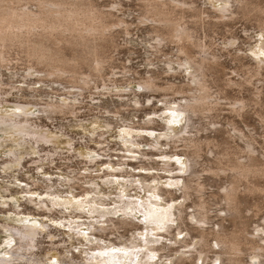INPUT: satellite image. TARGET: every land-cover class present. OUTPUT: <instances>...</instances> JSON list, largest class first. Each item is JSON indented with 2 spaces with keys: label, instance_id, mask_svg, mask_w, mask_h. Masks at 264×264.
<instances>
[{
  "label": "rangeland",
  "instance_id": "374dc122",
  "mask_svg": "<svg viewBox=\"0 0 264 264\" xmlns=\"http://www.w3.org/2000/svg\"><path fill=\"white\" fill-rule=\"evenodd\" d=\"M92 1L97 8L113 11L126 20L131 28L128 27L130 33L127 35L116 28L119 30L115 37L117 49L109 52L100 72L85 64L75 70L77 75H100L94 79H101L84 90L78 99L67 97L69 91L78 90L64 89L63 85L52 83V78H44L43 72L31 70L32 62L19 43L0 47L4 52V58H0V116L23 114L20 107L31 103L33 106L27 115L34 125L31 129L35 128L36 135L39 133L42 139L57 138V141L37 144L32 137L30 142L20 147L22 139L0 131V256H5L4 251H10L13 246L10 243L15 242L4 226L20 227L27 220H38L50 226L38 236V264H87L93 255H96V260L100 259V252L113 256L114 264H119V256L124 263L141 264L146 255L157 264H177L181 252L188 249L184 248V243L180 245L181 241H200V227L191 215L202 203L207 208L209 220H212L209 221L211 224H203L206 225L204 227L216 232L235 233L243 239L256 235L258 229L264 228V175L239 180L237 199L238 203L241 202V217L226 214L227 206L222 195L225 188L236 180L233 172L236 163L248 161L246 143L249 141L256 153H253L252 164L257 170L264 167V74L251 77L252 81L247 86L228 87V80L243 81L249 75L231 74L237 64L231 56L222 55L220 60L227 74L208 75L213 96L220 98L219 105L212 112H204L202 117H192L190 129L193 133L189 135H197L202 149L195 155L199 164L187 169L185 152L192 153V149L178 141L173 143L163 139L160 144L156 135L166 130L171 117L164 108L174 107L172 102L165 100L182 102V97L188 95L172 90L149 91L139 86V80L151 74L157 76V84L163 87L167 84L177 87L188 85V75L184 72H164L165 57H174V45H166L164 53H155L150 48L151 28L139 24L137 16L141 6L138 0ZM16 6L19 9L27 6L33 10L38 7L35 0H22ZM238 19L228 21V26L220 25L211 33V38L216 45L222 44L224 36L230 38L235 35V46H241L242 51L233 53L248 55L245 63L255 65L258 59L255 52L264 38L261 32L255 31L258 26L255 20ZM263 54H260L261 59H264ZM104 79L108 83L115 80L118 86L104 89ZM236 101L246 103L243 111H234L232 105ZM47 102L74 103L73 113H42L40 110ZM179 117V123L173 127L180 131L179 125L187 122H182L184 115ZM150 118H154L155 123L148 124ZM234 129L244 133L246 139L237 135ZM132 142L140 144L131 146ZM11 152H16L19 159H15ZM188 180L195 189L189 190V200L186 198L185 201L182 189ZM39 203L52 211L40 207ZM72 203L87 204V207L76 210ZM127 203L136 206L135 213H130L132 217H123L119 213L126 210ZM67 206L71 208L67 209ZM181 206L182 209H178ZM152 210L155 213L170 212V233L152 231L151 227H157L150 223ZM181 210L184 213H180ZM109 211L114 213L101 216ZM106 219L116 223L132 222V226L115 228L114 224L104 222ZM99 227L106 230H96ZM145 230L148 237L138 235L146 234ZM132 239L138 241V248L142 249L135 248ZM214 239V236H208L211 248L206 250L205 264H221V256H216L220 248ZM257 241L264 244V240ZM243 249L239 255L242 263L264 264V256L254 255L256 252L251 245L244 242ZM150 250L155 251V255ZM129 253L134 254L131 259L125 255ZM203 259L202 254L197 261L192 258L185 260L184 264H202Z\"/></svg>",
  "mask_w": 264,
  "mask_h": 264
},
{
  "label": "bare ground",
  "instance_id": "6f19581e",
  "mask_svg": "<svg viewBox=\"0 0 264 264\" xmlns=\"http://www.w3.org/2000/svg\"><path fill=\"white\" fill-rule=\"evenodd\" d=\"M21 1L22 0H0V47L19 43L30 58L29 61L32 62L30 66L31 70L43 72L45 74L44 78H52V83L57 82L63 85L64 89L78 90L69 91L67 93L69 96L67 97L78 99V96H82V92L87 88L89 89L91 84L94 85L96 80L98 82L101 81V79L99 80L100 75H77L75 70L80 65L85 64L93 71L100 72L105 58H109V52L115 48L117 49L118 44L115 42V37H117L116 34H119L117 33L119 30L116 28H120L126 35L130 33L128 27L131 28V26H128L126 20L115 15L113 11H105L97 8L95 5H92V0H35L38 7L34 9L37 8V10L28 9V5L22 7L24 10L17 8V6L15 7L16 3ZM138 2L141 6V12L137 16L139 24L151 28V33L149 35L150 39L148 40L151 43L150 48L155 53L159 51L164 53L163 49L167 48L166 45L170 43L174 45V49L176 50L175 54H173L176 59L171 55H166V60H164L166 64L164 72H184L188 75L189 79V83L185 87H177L173 84H167L165 87L160 86L156 81L157 76L152 74L139 80V86L145 90H172L175 93H185L188 95L182 97V102L176 101V103L169 99L165 100L166 98H164L165 102H172L174 104V107L164 108L167 109L168 115H171V117L163 133L152 135H156V141L160 144H162L163 139L170 140L173 143L178 141L181 143L183 142L184 147L189 150L192 149L194 155H192L190 151H188L190 154L185 152L188 161L186 168L192 169L199 164L196 161L195 155L198 151H201L202 147H199L200 143L197 141V135V138L189 135V133L192 132L190 129L191 119L192 117H202L204 112H212V110L219 105L220 98H215L213 96L214 91L211 90L212 88L208 75L227 74L225 73L226 68L220 60L222 55L231 56L232 61L237 64V67L231 74L249 75L247 78H244L243 81L228 80V87L229 85L231 87L232 85L239 87L242 85L245 86L251 83V77L264 74V59L260 58V54L264 53L260 52V50L264 51V40H261V45L257 46L255 56L258 57V59H256V64L249 65L245 63L246 57L248 56L245 52L244 53L247 55L246 57L242 55V53H233V51L236 52L241 49V46H235L234 41L237 40L235 35L230 37L231 39L224 36L222 44L215 45L214 40H212L213 37L211 38V33L217 31L220 25L224 27L228 26V21H236L238 18H243L250 21L255 20V22L258 23L257 30L255 31L261 32V36L264 38V0H138ZM209 4H211V6H209ZM113 9L118 10V7L113 6ZM254 41L256 40L254 39ZM214 46H216V49ZM216 50L218 52H216ZM240 51H242V49ZM1 55L2 57L0 58L3 59L4 52L0 49V56ZM156 55H159V53ZM66 56H70L71 58H66ZM174 64H176V66ZM154 72L152 71V73ZM177 72H175V74ZM179 74L180 73H178V75ZM97 77L99 78L95 80L94 78ZM41 81H43V79ZM47 81L49 82L50 79H47ZM109 82L110 83L105 79L102 81L104 89L109 90L118 86L115 80L113 82L109 80ZM31 89L34 90V88ZM135 92L132 93L134 94ZM31 106H33L31 103L21 106L20 110L24 112L23 114H15L12 117L0 116V131L12 133L14 136L22 139L23 142L19 144L20 147L30 142L32 137H34V141H36L37 144L41 141L48 143L49 141H57L55 137L52 139H42L39 133L36 135L35 128L31 129L34 125H32L31 120L27 117L28 110ZM246 106L244 101H236L235 104L232 105L236 112L243 111ZM73 107L74 103L69 102H47L40 111L49 114L64 113L65 111L73 113ZM180 115H184V121L182 122L184 124L187 123L185 125H179V127L182 128L179 131L173 126L179 123ZM153 122L154 118L148 120V124ZM32 131H34V133ZM234 132L240 135L242 139H246L244 133H240V131H236V129H234ZM133 141L136 140L134 139ZM130 144L131 146H136L140 143L132 142ZM168 145L170 144L168 143ZM246 147L249 153L248 161L236 163L235 170L233 169L236 180L234 184L225 188L222 195L227 206L225 211L226 214L229 213L234 218L239 216L241 212V207L239 206L241 202L238 203L239 199H237L239 180L252 175H264V167L263 169L257 170L255 169V165L252 164V160L255 157L253 155L256 154L254 152L253 143L249 141L246 143ZM12 154L15 159L18 158L16 152ZM212 172L214 173V171ZM190 189L192 190L195 188L190 184V180H188L184 183V189H182L183 193L185 191V198L182 197L184 200L186 198V200H189L188 195L190 194ZM43 203H39L40 207L47 209L48 206H42ZM71 205L74 207L73 209L76 210H84L87 207V204L83 203H72ZM203 205L205 206L203 203L197 205L199 207L198 210L195 209L191 215L196 221L197 227H200L198 228L200 229V233L198 232L200 234V241H198V243L194 241L189 243L186 242V239L181 241L180 245L184 243V248L188 247V249L181 252L180 257L176 260L177 264H184L185 260H191L192 258L197 261L202 254L204 255L202 264H205L207 259L206 250L211 248L208 244L209 235L214 236V240L217 241V245L220 248L216 256H221V264H244L240 257V253L244 250V242L252 246V249L256 252L254 255L264 256V244L260 245L257 241L264 240V228H261L262 230L258 229L257 231L259 232L250 239H243L235 233H229L225 230H217L218 232L213 231L204 227L206 225H203L207 223L211 224L209 221H212L209 220V215H207L206 212L207 208ZM182 206L178 207V209H182ZM69 208L71 207L67 206V209ZM125 209L126 210H121V212L119 211V213H122L124 215L123 217H130V213H135L133 210H136V206L127 203ZM47 210L50 212L52 211L49 208ZM179 212L182 213L183 210ZM111 213H114V211H109L108 213L104 212L101 216L106 217ZM241 215L239 217H241ZM149 216L151 220L150 223H152L151 225H157V227H151L152 231H170V225L168 224L172 221V216L168 210L158 213L152 210ZM104 222L114 224L113 226L115 228H121L120 226L123 225L132 226V222L128 223L127 221L116 223L112 219H106ZM24 223L26 225L24 224L20 227L4 226L12 235L10 238L16 243H10L13 245L11 250L4 251L5 256H0V264H38V253L36 251L40 249L38 236L42 233L44 228L49 230L50 226L38 220H27ZM96 230L105 231L106 228L99 227ZM138 235L148 237V231H146V234L138 233ZM142 240L148 243L146 239ZM132 242L135 244V248L142 249L138 248V241L132 239ZM148 246L149 245H146V247ZM154 250L157 249L155 248ZM150 253L155 255V251L150 250ZM106 254L107 252H100L98 254L100 259L97 260L96 255H93L90 257L92 261H88L87 264H114L116 261H114L113 256ZM125 255H128L131 259L134 254L129 253ZM119 258V264H127L124 263L122 256H119ZM141 264L157 263H154L153 258L148 259L146 255V259H144Z\"/></svg>",
  "mask_w": 264,
  "mask_h": 264
}]
</instances>
